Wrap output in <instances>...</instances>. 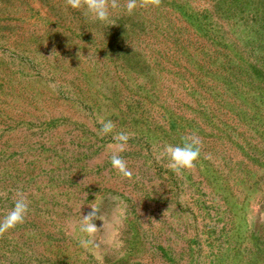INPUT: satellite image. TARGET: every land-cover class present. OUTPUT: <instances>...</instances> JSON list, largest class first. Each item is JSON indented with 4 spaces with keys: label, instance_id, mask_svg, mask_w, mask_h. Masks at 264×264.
Returning a JSON list of instances; mask_svg holds the SVG:
<instances>
[{
    "label": "rangeland",
    "instance_id": "obj_1",
    "mask_svg": "<svg viewBox=\"0 0 264 264\" xmlns=\"http://www.w3.org/2000/svg\"><path fill=\"white\" fill-rule=\"evenodd\" d=\"M127 2L0 0V219L29 207L0 264H264V0ZM192 134L176 174L160 153Z\"/></svg>",
    "mask_w": 264,
    "mask_h": 264
},
{
    "label": "clouds",
    "instance_id": "obj_2",
    "mask_svg": "<svg viewBox=\"0 0 264 264\" xmlns=\"http://www.w3.org/2000/svg\"><path fill=\"white\" fill-rule=\"evenodd\" d=\"M67 4L72 9H84V14L94 18L101 23L107 21L110 17V9H117L119 4L117 0H67ZM136 0H128L125 11L131 14L136 8ZM101 127L99 129L100 135H109L114 132L115 125L110 119H101ZM115 148L110 155V163L113 168L117 169L123 176L127 177L130 173L127 170L125 161L120 157L119 153L125 150L126 144L129 140L127 133L121 132L116 134ZM201 140L192 134L183 138L182 143L179 145L166 144L160 153L161 156L167 158L168 168L176 174H180L182 170L191 169L194 162L200 157ZM91 212L82 218L80 231L92 235L96 232L97 227L94 225L96 210L91 208ZM29 211L28 202L26 198L17 193V198L11 210L0 219V232H6L14 229L17 225L24 222L25 216Z\"/></svg>",
    "mask_w": 264,
    "mask_h": 264
}]
</instances>
